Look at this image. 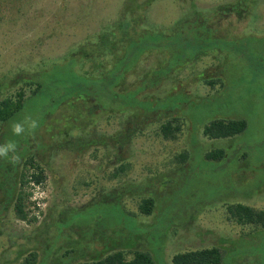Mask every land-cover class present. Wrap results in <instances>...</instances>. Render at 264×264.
Returning a JSON list of instances; mask_svg holds the SVG:
<instances>
[{
    "label": "rangeland",
    "instance_id": "rangeland-1",
    "mask_svg": "<svg viewBox=\"0 0 264 264\" xmlns=\"http://www.w3.org/2000/svg\"><path fill=\"white\" fill-rule=\"evenodd\" d=\"M120 22L131 34L216 44L178 63L174 49L152 50L128 72L122 90L173 68L142 94L162 99L146 106L160 111L113 113L47 84L0 124V146L15 145L0 157V264H24L31 254L36 264H90L119 250L172 264L179 253L212 248L225 252L223 264H264V229L233 223L226 210H264V0H0V101L22 89L30 96L35 86L26 83L71 80L73 59L81 78L97 79L121 57ZM83 48L87 57L77 55ZM174 118L184 127L167 140L161 128ZM216 120L248 127L212 140L204 129ZM215 150L225 158L207 159ZM31 155L46 181L23 187ZM22 192L27 221L15 213ZM146 199L155 203L149 216L140 211Z\"/></svg>",
    "mask_w": 264,
    "mask_h": 264
},
{
    "label": "trees",
    "instance_id": "trees-1",
    "mask_svg": "<svg viewBox=\"0 0 264 264\" xmlns=\"http://www.w3.org/2000/svg\"><path fill=\"white\" fill-rule=\"evenodd\" d=\"M206 25L207 24H205L203 20H200L201 28L206 27ZM117 28L120 29L121 36V57L117 59L118 61L111 69L104 71L97 79L94 77L92 79L87 77L81 78L74 72L77 65L75 64L76 59H73L69 64L70 70L72 69L73 72L71 80L61 81L56 79L55 81H45L41 79L40 81L37 80L32 83H26V85L31 88L35 86L30 96H27L26 91L22 89L13 97L0 101V124H7L14 116L22 112L26 102L40 92L42 93V90L47 84L56 91L62 88L60 91H63V95L66 97L72 95V97H78L79 99H92L93 101H98L102 103V109L113 113H125L128 109H141L146 112L160 111L150 110L146 108V106L147 104H151V102L162 101V99L149 98L143 100L142 94L148 89L157 87L164 76L172 71L173 68H166L167 73L162 76H159V74L161 73L160 71L163 70L154 71L153 74L145 78L140 84H137L136 87L122 90L128 72L133 70L146 52L152 50L174 49V59H176L174 62L178 63L184 60L189 51L192 53L191 55H195L199 51L206 50V47H209V45L216 44L214 41H200L196 36L190 35L189 37L185 33L169 36L154 34L152 32H134V34H131V32H129V25L125 22H120ZM111 43L112 42H109L108 36H105L102 41V47L104 49H109ZM80 53H83L86 57L88 56L85 49L80 50L77 55H80ZM94 69H98L97 64H94ZM42 75H45V73ZM217 82L218 81H212L208 82V84L214 88ZM47 96L53 95L47 94ZM183 127L184 122L181 119L174 118L163 124L161 130L167 140H175L177 135L182 132ZM247 127V122L244 120H216L205 127L204 135L212 140L232 139L243 134L247 130ZM224 158L225 151L223 150H215L207 154V159L209 160H222ZM186 159V155L182 156L183 162L186 161ZM35 160L36 157L31 155L27 166L30 165L33 168V173L30 175L28 173H23L21 181L23 187L30 184L42 186L46 181L45 169L40 163L35 162ZM125 169L127 168H120L114 177L125 173ZM8 193L11 194L12 192L9 191ZM24 199L25 192H22L19 194L15 205L16 217L21 221H27L28 219V214L25 212L23 204ZM154 206L155 203L153 199H146L141 204L140 211L143 215L149 216L152 214ZM226 210L229 221L241 226L264 229V210H258L244 204H231L227 206ZM131 255V259H128L127 254L123 250H119L108 254L100 261L90 264H156L150 253L134 251ZM37 257V254H31L30 258H27L24 264H36ZM224 260H226L225 252L220 248H212L179 253L172 258V264H223Z\"/></svg>",
    "mask_w": 264,
    "mask_h": 264
},
{
    "label": "clouds",
    "instance_id": "clouds-1",
    "mask_svg": "<svg viewBox=\"0 0 264 264\" xmlns=\"http://www.w3.org/2000/svg\"><path fill=\"white\" fill-rule=\"evenodd\" d=\"M30 128H35L36 124L35 122L30 123ZM24 131V128L20 124H16L13 126V132L17 135H19L21 132ZM15 148V145L12 143H9L4 146H0V157H6L9 153V151L13 150Z\"/></svg>",
    "mask_w": 264,
    "mask_h": 264
}]
</instances>
